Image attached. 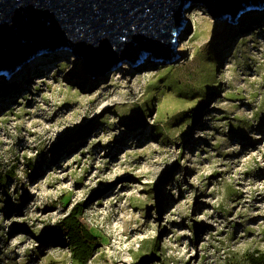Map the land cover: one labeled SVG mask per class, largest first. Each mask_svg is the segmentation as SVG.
Returning a JSON list of instances; mask_svg holds the SVG:
<instances>
[{
	"label": "rangeland",
	"instance_id": "374dc122",
	"mask_svg": "<svg viewBox=\"0 0 264 264\" xmlns=\"http://www.w3.org/2000/svg\"><path fill=\"white\" fill-rule=\"evenodd\" d=\"M183 19L172 61L93 76L62 48L0 74V264H80L48 237L76 204L85 264L264 254V6Z\"/></svg>",
	"mask_w": 264,
	"mask_h": 264
},
{
	"label": "water",
	"instance_id": "95a60500",
	"mask_svg": "<svg viewBox=\"0 0 264 264\" xmlns=\"http://www.w3.org/2000/svg\"><path fill=\"white\" fill-rule=\"evenodd\" d=\"M191 1L233 23L264 6V0H0V74L9 77L36 54L62 48L93 76L126 61H172Z\"/></svg>",
	"mask_w": 264,
	"mask_h": 264
},
{
	"label": "trees",
	"instance_id": "16d2710c",
	"mask_svg": "<svg viewBox=\"0 0 264 264\" xmlns=\"http://www.w3.org/2000/svg\"><path fill=\"white\" fill-rule=\"evenodd\" d=\"M84 211V205H74L57 226L50 229L48 236L58 243L65 241L72 250L73 260L80 264H85L96 249V238L85 224ZM251 263L264 264V254L252 258Z\"/></svg>",
	"mask_w": 264,
	"mask_h": 264
},
{
	"label": "bare ground",
	"instance_id": "6f19581e",
	"mask_svg": "<svg viewBox=\"0 0 264 264\" xmlns=\"http://www.w3.org/2000/svg\"><path fill=\"white\" fill-rule=\"evenodd\" d=\"M198 10H200L199 13H203V12L205 11V9L203 8V6L198 7ZM188 19H189V18H188ZM39 55H42V53H39ZM180 55H181V54H180ZM23 64H24V63H23ZM125 66H127V65H125ZM22 68H23V67H20V69L17 70V71H18V72H22V71H21ZM23 76H25V71H24V73H23Z\"/></svg>",
	"mask_w": 264,
	"mask_h": 264
}]
</instances>
